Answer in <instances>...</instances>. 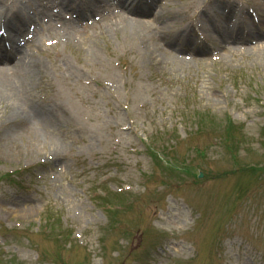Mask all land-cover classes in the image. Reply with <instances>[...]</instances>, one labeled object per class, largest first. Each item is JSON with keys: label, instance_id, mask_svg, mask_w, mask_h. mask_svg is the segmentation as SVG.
<instances>
[{"label": "rangeland", "instance_id": "rangeland-1", "mask_svg": "<svg viewBox=\"0 0 264 264\" xmlns=\"http://www.w3.org/2000/svg\"><path fill=\"white\" fill-rule=\"evenodd\" d=\"M168 1L187 26L207 0ZM115 22L35 54L55 158L0 110V264H264V38L152 61Z\"/></svg>", "mask_w": 264, "mask_h": 264}, {"label": "bare ground", "instance_id": "bare-ground-1", "mask_svg": "<svg viewBox=\"0 0 264 264\" xmlns=\"http://www.w3.org/2000/svg\"><path fill=\"white\" fill-rule=\"evenodd\" d=\"M47 1L40 0L35 8L30 0L0 1V110L10 112V120L14 125L11 131L6 130L4 139L7 135L10 138L27 135L29 142L26 150L33 155L45 152L56 157L61 145L57 129L61 128L64 117L57 105L52 107L50 103L38 104L30 94V89L35 84L36 72L42 68L33 52H39L42 38L59 37L69 42L78 33L79 24L94 16L106 19L105 11L113 5L125 10L133 18L118 16L109 28L116 31L122 28L123 33L130 32L134 39H140L144 44L145 57L152 61L170 59L184 64V60L178 56L165 53L167 49L174 54L184 52L195 56V53L203 55L211 50L219 52L230 49V45L235 47L233 45H243L264 38V8H255L260 11L257 16L253 10L244 11L241 6L234 8L229 5L220 12L219 17L223 20H216L214 12L231 2L235 4L234 0H207L200 3L196 10L198 18L195 25L191 24L185 29L184 20L180 23L176 18L177 13L168 8L170 1L61 0L59 6L62 11L75 13L76 19L73 20L64 18L62 12L53 13L54 6L50 2L45 4ZM258 1L249 0V3ZM247 19L252 22L249 26ZM222 21H225V26ZM58 22L62 24L60 30L57 29ZM189 30L195 38L191 37ZM203 34L208 39L205 44H200ZM33 38L35 39L30 41ZM209 42L212 47L208 46ZM253 48L257 49V58H264V45H255L250 49ZM14 154L16 153L13 152L12 155Z\"/></svg>", "mask_w": 264, "mask_h": 264}]
</instances>
